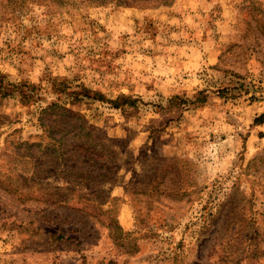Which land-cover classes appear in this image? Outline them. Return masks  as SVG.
Wrapping results in <instances>:
<instances>
[{"label": "rangeland", "instance_id": "obj_1", "mask_svg": "<svg viewBox=\"0 0 264 264\" xmlns=\"http://www.w3.org/2000/svg\"><path fill=\"white\" fill-rule=\"evenodd\" d=\"M21 1L0 0V264H264V0ZM54 102L115 160L47 150Z\"/></svg>", "mask_w": 264, "mask_h": 264}, {"label": "trees", "instance_id": "obj_2", "mask_svg": "<svg viewBox=\"0 0 264 264\" xmlns=\"http://www.w3.org/2000/svg\"><path fill=\"white\" fill-rule=\"evenodd\" d=\"M15 1V0H14ZM27 0H22L21 4L24 3ZM46 1V0H45ZM51 1H55V0H51ZM64 0H62L63 2ZM90 2H94V3H99V4H108V3H113L116 4L117 6H125V7H129V6H138V7H142V8H149V7H157V6H161V5H170L172 4L175 0H89ZM199 101L201 102H205V98H200ZM114 103V102H113ZM58 107L60 112H59V116L63 117L64 119L69 121V126H67L68 128L66 129V131H63V134L61 135V137H54V143L51 145H47V150L50 147H53L54 152H59L60 148L63 145V138H67L69 134H72V137H78L79 140V144L77 146H74L73 150H80V152H96L97 154L104 156L105 154V158H102L101 161H103L102 163V167L105 165H107V163H111L112 161H114V157H116L115 151L113 150V147L106 142H102L101 139L99 140H95L93 137V133L92 131L88 130L87 128L84 127L83 123L80 122L78 123V121H80V118H78L77 115H75L74 113L71 112V110H69L68 108L64 107L63 105H60L56 102L50 104L49 106H47L46 108H44L45 110H49L50 108H55ZM82 121V120H81ZM59 143L58 145H56V143ZM56 145V146H55ZM32 146V144H29V148ZM63 153H58V156H62ZM70 170V172H74L72 175L75 174V163L72 164V166H70V168H68ZM84 171H82L83 173ZM107 200V198H106Z\"/></svg>", "mask_w": 264, "mask_h": 264}]
</instances>
